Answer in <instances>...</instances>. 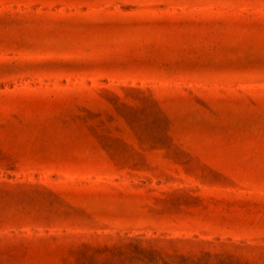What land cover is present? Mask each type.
Returning a JSON list of instances; mask_svg holds the SVG:
<instances>
[{"label": "rangeland", "instance_id": "374dc122", "mask_svg": "<svg viewBox=\"0 0 264 264\" xmlns=\"http://www.w3.org/2000/svg\"><path fill=\"white\" fill-rule=\"evenodd\" d=\"M0 264H264V0H0Z\"/></svg>", "mask_w": 264, "mask_h": 264}]
</instances>
